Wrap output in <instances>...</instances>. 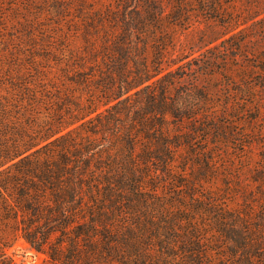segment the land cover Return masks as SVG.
I'll return each instance as SVG.
<instances>
[{
    "label": "trees",
    "instance_id": "1",
    "mask_svg": "<svg viewBox=\"0 0 264 264\" xmlns=\"http://www.w3.org/2000/svg\"><path fill=\"white\" fill-rule=\"evenodd\" d=\"M193 2L0 0V264H264V64L213 104L170 57Z\"/></svg>",
    "mask_w": 264,
    "mask_h": 264
},
{
    "label": "rangeland",
    "instance_id": "2",
    "mask_svg": "<svg viewBox=\"0 0 264 264\" xmlns=\"http://www.w3.org/2000/svg\"><path fill=\"white\" fill-rule=\"evenodd\" d=\"M217 1L219 11L217 18H213L211 12L203 11L197 2H193L185 24L169 25L174 38L170 57L171 59H180V64L191 60L194 66L196 65L194 63L212 60V69L208 70V74L201 75L200 78H202L201 82L203 81L207 85L208 91L211 92L213 104L222 107V105L246 98L245 92L240 90L244 89L245 77L250 82L257 78L256 75L262 71L260 67L264 64V54H262V52L264 53V18H262L264 0ZM19 20L18 14V25L15 23L18 29H20ZM243 27L246 30L245 33H240V38L249 34V40L245 45H242L241 50H227L230 44L235 47L234 43L239 40L236 37H231L227 41L228 37ZM1 34L8 37L6 30L0 28ZM259 35L258 39L253 38ZM7 44L4 39H0L1 76L9 73L6 59L9 56L6 54ZM199 70L201 69L199 68ZM0 79L4 80L3 77ZM259 96L264 99V93L262 95L260 93ZM262 106L264 109V102ZM262 119H264V115ZM261 140H264V136ZM256 141L249 148L252 153H257L261 148L262 143ZM8 251L18 264H43L46 257L43 252L35 250L21 238Z\"/></svg>",
    "mask_w": 264,
    "mask_h": 264
}]
</instances>
